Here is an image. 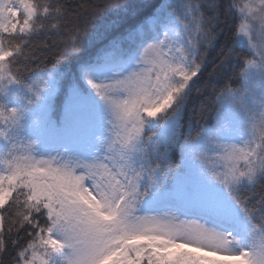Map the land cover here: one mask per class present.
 Listing matches in <instances>:
<instances>
[{
    "label": "snow or ice",
    "instance_id": "6c2138e0",
    "mask_svg": "<svg viewBox=\"0 0 264 264\" xmlns=\"http://www.w3.org/2000/svg\"><path fill=\"white\" fill-rule=\"evenodd\" d=\"M140 7L0 0V264H264V0Z\"/></svg>",
    "mask_w": 264,
    "mask_h": 264
},
{
    "label": "trees",
    "instance_id": "16d2710c",
    "mask_svg": "<svg viewBox=\"0 0 264 264\" xmlns=\"http://www.w3.org/2000/svg\"><path fill=\"white\" fill-rule=\"evenodd\" d=\"M90 2H92V0H72L73 5ZM98 2L103 3L106 2V0H98ZM128 2L133 5L141 6L140 15L135 17V19H140L143 17V15H146L151 11L152 6L159 4L161 0H128ZM232 24L233 20L231 17L225 18L224 16H221V28L223 30V34L220 36L219 45L217 46L216 51L212 52L209 57L208 67L202 72L196 82L191 99L189 101V111L185 115V121H187L189 115L193 114L194 109L195 118L199 119L201 124L205 122H211L214 118L213 109L218 107L214 99L215 93L221 90L224 85L229 82V80L236 81L238 79V74L241 70L242 64L237 63L235 59H233L230 65H226L224 69L217 68L219 63V57L217 56V53L220 50V45H223L226 40L230 42V37L233 35V30L231 29ZM59 39V37H52L48 41L49 44H51L52 40H56L57 44L50 47L46 51L42 50L43 57H46V62L48 64L59 61L62 67H71L74 70L77 63V58L67 57L61 54V48L58 43ZM36 43H39V41ZM95 48L96 45L85 48L80 58H88L94 54ZM237 52H239L241 56L247 55L243 49L238 48ZM214 69L216 70L214 71ZM235 86L236 84L233 83V87ZM202 106L203 111H201Z\"/></svg>",
    "mask_w": 264,
    "mask_h": 264
}]
</instances>
